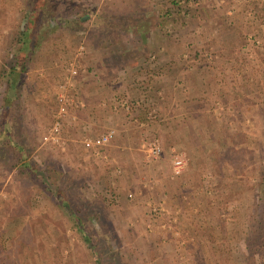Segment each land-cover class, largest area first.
Returning <instances> with one entry per match:
<instances>
[{
  "label": "rangeland",
  "instance_id": "374dc122",
  "mask_svg": "<svg viewBox=\"0 0 264 264\" xmlns=\"http://www.w3.org/2000/svg\"><path fill=\"white\" fill-rule=\"evenodd\" d=\"M33 1L0 0V77ZM109 1L73 0L61 15L56 2L37 29L44 50L57 43L69 52H61L62 63H39L33 52L10 108L13 132L0 141V264H264V0H152L150 12L170 8L164 33L177 46L140 57L205 77L206 115L186 130L194 145L186 149L164 144L160 127L134 140V122L121 134L130 149L108 143L96 154L83 140L98 133L74 129L69 113L82 107L76 82L100 25L88 18L128 6ZM61 92L71 102L60 140L43 141ZM140 97L125 109L159 120L157 102ZM108 128L111 141H121ZM155 139L161 152L148 156ZM18 141L31 170L23 161L12 165ZM175 157L183 160L177 174Z\"/></svg>",
  "mask_w": 264,
  "mask_h": 264
},
{
  "label": "crops",
  "instance_id": "0c3cea01",
  "mask_svg": "<svg viewBox=\"0 0 264 264\" xmlns=\"http://www.w3.org/2000/svg\"><path fill=\"white\" fill-rule=\"evenodd\" d=\"M120 1H123L120 4L127 3L128 6L125 9L120 7L119 12L110 7L111 10L101 16L88 18L99 20L100 25L93 33L94 37L91 35L93 48L83 58L87 64L86 73L76 82L82 107L70 108L69 116L74 129L76 124L86 132L96 134L107 127H114L121 141L118 140L119 144L114 141L109 143L124 150L130 149L131 144L122 140V131L136 122L142 126H135L134 140H142L151 134L150 130L160 127L164 131V144H167L166 141L174 142L186 149V142L187 145L192 144L186 130L190 134L207 112L201 102V99L204 100L201 83L205 77L203 79L195 71L186 72V66H180V63H143L140 54L158 51L159 48L172 51L177 46L176 41L167 39L164 33L163 23L169 18L170 8L161 7L158 15L148 10L152 0ZM129 8L131 12L127 11ZM81 18H87V15ZM43 48L37 45L33 51H36L39 63H62L64 57L61 52L66 51V46L54 43L47 45L45 50ZM39 54L43 56L42 62ZM139 96L157 102L159 120L144 121L141 110L133 115L125 109ZM107 145L92 149L99 154Z\"/></svg>",
  "mask_w": 264,
  "mask_h": 264
},
{
  "label": "trees",
  "instance_id": "16d2710c",
  "mask_svg": "<svg viewBox=\"0 0 264 264\" xmlns=\"http://www.w3.org/2000/svg\"><path fill=\"white\" fill-rule=\"evenodd\" d=\"M56 2H60L62 7L57 9L56 14H63L67 11L68 6L73 4V0H34L32 6L27 10L24 17L23 25L18 29L16 34V40L18 47L12 53L10 59V65L1 69L2 77H0V98L2 103L0 104V141H7V137L13 132L11 125L9 124L10 108L14 103V100L21 92L23 76L28 69V60L30 59L33 51L36 49L41 36L38 34L39 28L43 19L49 14H53V8L56 7ZM62 9V10H61ZM14 134V133H13ZM15 136V134H14ZM16 146H13L12 165L18 164L23 161L28 168L32 169V164L28 157V149L22 141ZM264 171V167H263ZM264 176V174H263ZM262 208L264 216V189L262 190ZM262 222L258 220L254 227L253 235L260 234L262 232ZM100 259L101 257L98 256Z\"/></svg>",
  "mask_w": 264,
  "mask_h": 264
},
{
  "label": "built area",
  "instance_id": "2783aa9c",
  "mask_svg": "<svg viewBox=\"0 0 264 264\" xmlns=\"http://www.w3.org/2000/svg\"><path fill=\"white\" fill-rule=\"evenodd\" d=\"M181 3H185L186 0H179ZM71 74L76 73L75 68H71ZM68 83V81H67ZM70 100L65 96L63 92L59 93L58 95V107L54 113V121L52 122L49 130L43 135V141H50V142H59L60 140V132H61V118L65 115L67 111V106L70 104ZM114 129L108 128L105 131L98 133L92 137H86L83 142L84 145L88 148H95L98 149L105 144L109 143L114 136ZM145 151L147 152L148 156H158L161 152V145L160 142L155 139L150 142L147 146ZM183 167V160L180 157H175L173 159L172 168L175 174L179 173Z\"/></svg>",
  "mask_w": 264,
  "mask_h": 264
}]
</instances>
